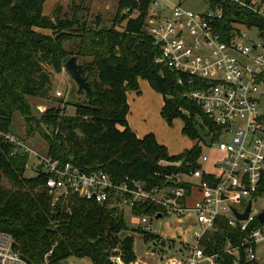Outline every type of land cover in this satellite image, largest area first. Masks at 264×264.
<instances>
[{
    "label": "trees",
    "instance_id": "obj_1",
    "mask_svg": "<svg viewBox=\"0 0 264 264\" xmlns=\"http://www.w3.org/2000/svg\"><path fill=\"white\" fill-rule=\"evenodd\" d=\"M45 1L0 0V131H11V116L18 111L26 133L19 136L28 141L38 133L46 141V154L87 172L102 169L115 181L125 176L140 180L147 188L171 186L173 173L198 166L200 142L215 125L183 94L175 73L154 61L158 47L147 29L150 0H117L112 21L102 22L97 14L93 24L76 12L71 17L62 14L59 1L50 14L45 13ZM207 1L221 7L225 30L231 21L264 28L258 12L261 5L255 0ZM71 55L77 56L91 91L78 88L75 111L68 114L67 101L54 98L52 74L59 73ZM140 78L162 94L160 114L167 123L175 117L182 119V133L193 139L189 148L170 153L153 132L139 136L129 126L127 93L140 91ZM29 97L54 99L59 104L34 114ZM61 102H65L62 107ZM28 158L27 152L15 151L14 144L0 135V231L12 235L16 248L32 264H57L71 254L87 255L93 264H113L109 256L117 253L119 242L124 260L134 258L133 236L120 237L119 232H152L139 225L128 227L122 208L78 195H69L52 210L46 174L26 175ZM157 209V205L143 203L133 206L131 213L152 214ZM242 235L237 226L219 217L200 243L209 252L221 249L227 238L235 242ZM242 264H264V260H242Z\"/></svg>",
    "mask_w": 264,
    "mask_h": 264
},
{
    "label": "built area",
    "instance_id": "obj_2",
    "mask_svg": "<svg viewBox=\"0 0 264 264\" xmlns=\"http://www.w3.org/2000/svg\"><path fill=\"white\" fill-rule=\"evenodd\" d=\"M165 1L170 3L168 14H163L160 0H150L147 14V29L158 47L154 61L175 73L183 94L215 125L200 142L198 166L173 173L171 186L147 188L140 180L125 176L115 181L102 169L87 172L71 161L34 150L14 132L0 131V135L14 144L15 151L28 153L26 168L46 174L52 210L72 194L130 212L133 206L151 203L158 209L136 214V225L155 234L149 219L192 213L198 225L193 242L185 252L157 264L251 263L258 260L257 246L264 241V219L259 218L264 206L258 204L260 199L264 203V113L258 105L264 89V28L231 21L225 30L221 7L192 10L176 0ZM256 1L264 20V0ZM204 146L219 152L213 170L201 167L209 161ZM249 202L247 216L238 218L236 212L243 213ZM219 217L243 235L235 242L227 238L221 249L207 252L200 237L214 228ZM109 259L113 264H147L141 257L124 262L119 254ZM0 264H32L5 231H0Z\"/></svg>",
    "mask_w": 264,
    "mask_h": 264
},
{
    "label": "rangeland",
    "instance_id": "obj_3",
    "mask_svg": "<svg viewBox=\"0 0 264 264\" xmlns=\"http://www.w3.org/2000/svg\"><path fill=\"white\" fill-rule=\"evenodd\" d=\"M180 2L184 7L192 10H203L209 7L207 0H176ZM254 1V0H253ZM256 1V0H255ZM57 2V1H56ZM55 2V3H56ZM61 3V13L71 17L73 12H76L78 16H86L91 24H93L94 16L101 15L102 22L109 23L112 21L117 6V0H59ZM163 5V14L169 13L170 3L165 0H160ZM55 3L49 10V14ZM106 4L109 6L106 7ZM135 12V10H133ZM45 32H50L48 28H40ZM81 59H79L80 61ZM52 91L54 98H64L67 103L65 106V112L73 114L75 111L74 103L78 100L77 85L74 80L69 76L64 67L59 73L52 74ZM264 87V83H263ZM140 93L138 95L144 98L136 100V97L130 102V112L132 123L137 128L152 127V131L157 134L161 143H163L169 152L175 153L183 151L189 148L193 144V139L188 135L182 133L181 124L182 119L175 117L169 124L163 120L160 114L162 96L154 89L150 88V92L155 94V97L149 96L146 88L139 81ZM60 92V95L57 92ZM30 107L34 114L42 113L50 105H58L59 103L54 99L42 100L40 98L29 97ZM150 101V108L146 104ZM65 102H61L60 106H64ZM259 109L264 113V89L262 93L258 95ZM158 110L156 107H158ZM153 108V110H152ZM156 109V111H154ZM151 112H150V111ZM128 121V117H127ZM130 126V125H129ZM9 129L18 134L26 135L25 125L22 115L15 111L13 112ZM29 146L34 150L44 152L46 150V141L38 134L33 133L28 137ZM203 151L209 155V161L201 163V167L205 170H213L212 161L219 155V152L215 148H206L204 146ZM35 171L33 168H26L25 174L32 175ZM197 179V178H194ZM4 184H8L6 179H3ZM189 201V200H188ZM190 203V201H189ZM259 206H264L261 199L258 201ZM124 212L125 222L128 227L136 225L138 218L132 214L128 208H122ZM155 228L157 234H144L132 229H123L119 232L120 237L131 234L133 236V252L134 258L141 257L147 264L161 263L167 257L175 254H181L185 252L193 242L194 231H197V223L192 213H187L184 216L177 217L175 215H163L158 218H151L148 222ZM182 238H188L189 241H183ZM185 242V243H184ZM115 250L119 254L121 259L125 262L121 255V243L119 242ZM257 259L258 261L264 260V241L259 242L257 246ZM129 260V261H131ZM57 264H93L92 260L87 255H66L58 259Z\"/></svg>",
    "mask_w": 264,
    "mask_h": 264
},
{
    "label": "crops",
    "instance_id": "obj_4",
    "mask_svg": "<svg viewBox=\"0 0 264 264\" xmlns=\"http://www.w3.org/2000/svg\"><path fill=\"white\" fill-rule=\"evenodd\" d=\"M56 1H59V0H46L45 2H44V5H43V10H44V12L45 13H48L49 12V10H50V8L52 7V5L56 2ZM109 5L108 4H106V7H108ZM139 81H140V79H139ZM141 83L144 85V89L146 88V90L148 91V94H149V96H151L152 95V97H155V94H152V92H150V88H148V85H150L149 84V82L146 80V79H144V78H141ZM151 86V85H150ZM151 89H154V88H152V86H151ZM155 90V89H154ZM156 91V90H155ZM157 93H159V94H161L160 92H158V91H156ZM140 93V91L139 92H136V91H134V90H130V91H128V93H127V97H128V101H129V111H128V114H127V117H128V124L130 125V127L135 131V133L137 134V135H139V136H142L143 134H145V133H147V132H153L152 131V127H145V128H137V127H135L134 125H133V123H132V120H131V115H129V112H130V102L136 97V100L138 101V99H142V101L144 102V103H146L145 102V100H144V98H141L142 96H140V95H138ZM161 96H162V94H161ZM150 101H148V103L146 104V106L147 107H149L150 108ZM163 104V97H162V103H161V105ZM157 108V110H158V108H159V106L158 107H156ZM152 110H153V108H152ZM150 111V110H149ZM154 111H156V109H154ZM151 112V111H150ZM162 117V116H161ZM163 118V117H162ZM164 120V119H163ZM165 121V120H164ZM181 127H182V124H181ZM154 133V132H153ZM154 135H155V137H156V139L158 140V141H160V139L158 138V136H157V134L156 133H154ZM161 142V141H160ZM181 152V151H180ZM170 153H172V152H170ZM175 153H178V152H175ZM194 234H195V231H194ZM194 236L195 235H193V237H192V239H194ZM182 240L183 241H189V239L188 238H182ZM185 243V242H184Z\"/></svg>",
    "mask_w": 264,
    "mask_h": 264
},
{
    "label": "water",
    "instance_id": "obj_5",
    "mask_svg": "<svg viewBox=\"0 0 264 264\" xmlns=\"http://www.w3.org/2000/svg\"><path fill=\"white\" fill-rule=\"evenodd\" d=\"M260 32H258L257 34L259 35ZM64 69L66 70V72L69 74V76L74 80V82L76 83L78 88L81 89H85L88 92L91 91L90 87L87 84V78L86 76H84L81 73V64L78 62L77 56L76 55H71L69 56L65 61H64V65H63ZM249 204L248 203L245 211L243 213H239L236 212V215L238 218H245L247 216L248 213V209H249ZM160 214L158 213L157 216H159ZM259 218L261 220L264 219V211L261 212L259 214ZM22 257L28 262L30 263V259L28 257H26L24 254H22Z\"/></svg>",
    "mask_w": 264,
    "mask_h": 264
}]
</instances>
